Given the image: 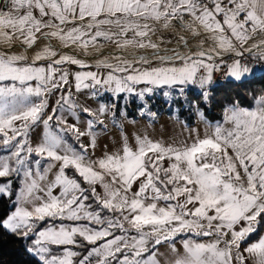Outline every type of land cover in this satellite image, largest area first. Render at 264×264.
Instances as JSON below:
<instances>
[{"label": "snow or ice", "instance_id": "obj_1", "mask_svg": "<svg viewBox=\"0 0 264 264\" xmlns=\"http://www.w3.org/2000/svg\"><path fill=\"white\" fill-rule=\"evenodd\" d=\"M8 3L0 11V178L18 177L19 188L0 183V198L14 196L0 231L30 240L36 264H264V235L252 242L264 227V96L179 142L135 134L133 148L121 129V148L93 158L105 117L119 127L117 105L94 110L73 94L134 95L150 117L145 97L158 88L180 86L183 96L195 85L207 102L214 73L241 81L255 69L247 57L264 62V0ZM177 27L185 51L162 48L170 43L162 34ZM184 33L202 37L194 51ZM181 234L191 237L178 248Z\"/></svg>", "mask_w": 264, "mask_h": 264}, {"label": "rangeland", "instance_id": "obj_2", "mask_svg": "<svg viewBox=\"0 0 264 264\" xmlns=\"http://www.w3.org/2000/svg\"><path fill=\"white\" fill-rule=\"evenodd\" d=\"M180 31L181 30L179 29V27H177L176 32L169 31L167 33H163L162 34L163 39L165 41H170V43L162 44L161 47L167 45H180L179 36L176 35V33ZM158 35H161V33H158ZM184 35L185 38L189 40V48H191L194 51L195 47H193V45L197 44L202 37L193 38L190 36V34L187 33H184ZM43 43H48V41H42V44ZM53 43L57 44V42L55 41H53ZM109 46L114 47L112 45ZM61 51H67V50L62 49ZM182 51H185V49L183 48ZM70 67L72 71L77 70L76 66H70ZM92 70L95 69L93 68ZM191 86L194 85L185 86V92L183 96L179 94L180 86H177L174 89H169L167 87H164L163 89L158 88L152 94H146L145 100L147 102V107L145 108V113L151 111L152 113L156 114L155 117H150L147 116L146 114L141 115L139 109L143 106L144 101H141L139 98L135 97L134 95L130 96L127 99H123V98L117 99L113 97L111 93L101 92L99 96L93 98L90 95V90H85L83 93H75L73 90V94L78 100V102H80L85 106L91 107L94 110L98 107L100 103H106V104L115 103L117 105L116 118L119 127L115 126L111 120L105 117V123L108 125V127L97 137V145H98L97 148L95 150L89 149L90 155H92L93 158H98L101 157L103 155V152L105 151L112 153L119 150L122 146L121 129L123 130L124 134L128 135L129 145L133 148H135V142L133 139L135 134H141V135L147 134L151 139L160 140L165 143L183 141L189 137L193 129L198 130L199 133L203 135L207 126L206 122L211 124L224 123V113L228 107L232 105H237L242 108L252 109L255 107L256 100L259 99L261 96H264V94L258 96V98L255 99L254 105L251 108H248L247 106L239 105L237 103L227 106L223 112L222 118L218 120L209 119L204 114V112L200 108H198L203 114V119H201V117L197 115L196 104L190 102L187 97V93ZM138 87L142 88L144 87V85H140ZM165 91L169 92L170 95L165 96L164 95ZM195 91L199 92L201 91V89L195 86ZM180 100L184 101L185 107L192 112L193 114L192 121L186 120L179 113ZM121 110L124 111L125 113L124 117L120 116ZM81 127L83 129L84 127L83 123L81 124ZM82 141L84 143H88V139L86 137L82 138ZM165 166H167V161H165ZM51 178L52 177L50 175L49 179ZM8 179H11L13 181V193H15V191H17L19 188V178L15 176L10 178H0V183H4ZM135 187L136 186H134V189ZM97 191H101L99 187H97ZM260 235H264V227H262L259 230V236ZM259 236L256 239H258ZM189 237H191V234H181L179 237H177L176 240L177 247L181 248V245L179 243L181 239H187ZM192 238L200 241L207 239L203 237H192ZM255 240H252V242H254ZM164 250H165L164 248L160 249L161 252H163Z\"/></svg>", "mask_w": 264, "mask_h": 264}, {"label": "trees", "instance_id": "obj_3", "mask_svg": "<svg viewBox=\"0 0 264 264\" xmlns=\"http://www.w3.org/2000/svg\"><path fill=\"white\" fill-rule=\"evenodd\" d=\"M207 90L210 95L205 102L202 92L195 91V85L191 86L187 93L188 100L195 103L209 119L218 120L222 118L225 108L234 103L248 108L254 105L255 99L264 94V73L253 71L241 81L227 77L222 84H211ZM179 113L186 120H193L192 112L181 100ZM12 200L7 197L0 198V215L9 213L14 208ZM258 236L259 231L253 235L252 240ZM27 241L6 231H0V264H36L35 259L26 252Z\"/></svg>", "mask_w": 264, "mask_h": 264}, {"label": "built area", "instance_id": "obj_4", "mask_svg": "<svg viewBox=\"0 0 264 264\" xmlns=\"http://www.w3.org/2000/svg\"><path fill=\"white\" fill-rule=\"evenodd\" d=\"M223 59H224L225 63H230L232 61V59H234V57L229 55V56H225ZM243 62L254 64L255 69L253 71H258V72L264 73V62L253 61L251 59V57H247ZM224 72H225V69L222 68V70L220 72L214 73V75H213L214 83H212L213 85H218V84H222L223 82H225L227 77L224 78Z\"/></svg>", "mask_w": 264, "mask_h": 264}, {"label": "bare ground", "instance_id": "obj_5", "mask_svg": "<svg viewBox=\"0 0 264 264\" xmlns=\"http://www.w3.org/2000/svg\"><path fill=\"white\" fill-rule=\"evenodd\" d=\"M0 11H4V10H2V9H0ZM53 43V42H52ZM54 45H56V43H53ZM195 45H193V47H194ZM205 46H207V44L205 45ZM164 47H168V48H177V47H179V49L182 51L183 50V46L180 44V45H167V46H164ZM163 48V47H162ZM60 50H62V49H60ZM70 54H73V52L75 51V54H77V55H80L79 54V52L78 51H76V50H68V49H66ZM114 50V47H111V46H107L104 50H103V55H108L109 54V52L110 51H113ZM17 51H20V52H23L24 51V49H17ZM27 55H29V56H31L32 54H33V51H29V52H27L26 53ZM80 58H83V59H86L88 62H92L93 61V59H94V57H84V56H80Z\"/></svg>", "mask_w": 264, "mask_h": 264}, {"label": "water", "instance_id": "obj_6", "mask_svg": "<svg viewBox=\"0 0 264 264\" xmlns=\"http://www.w3.org/2000/svg\"><path fill=\"white\" fill-rule=\"evenodd\" d=\"M7 5H8V0H0V9L5 11L7 8Z\"/></svg>", "mask_w": 264, "mask_h": 264}, {"label": "crops", "instance_id": "obj_7", "mask_svg": "<svg viewBox=\"0 0 264 264\" xmlns=\"http://www.w3.org/2000/svg\"><path fill=\"white\" fill-rule=\"evenodd\" d=\"M10 8H11V4L8 3L7 8H6L5 11L9 10ZM12 210H14V208H13ZM12 210H11V211H12ZM29 244H30V240L27 241V246H28Z\"/></svg>", "mask_w": 264, "mask_h": 264}]
</instances>
